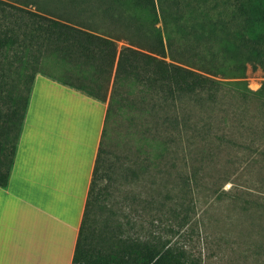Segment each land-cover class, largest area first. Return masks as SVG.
Instances as JSON below:
<instances>
[{
  "label": "crops",
  "instance_id": "crops-1",
  "mask_svg": "<svg viewBox=\"0 0 264 264\" xmlns=\"http://www.w3.org/2000/svg\"><path fill=\"white\" fill-rule=\"evenodd\" d=\"M115 44L104 100L34 74L6 185L0 186V264H70L78 238L115 244L94 239L83 226L98 146L113 128L133 132L148 146L163 134L171 140L170 132L212 139L210 131L226 129L219 126L226 123L223 109L244 105L248 112L249 104L255 114L245 117L248 128L264 125L263 73L213 76L139 45Z\"/></svg>",
  "mask_w": 264,
  "mask_h": 264
},
{
  "label": "rangeland",
  "instance_id": "rangeland-1",
  "mask_svg": "<svg viewBox=\"0 0 264 264\" xmlns=\"http://www.w3.org/2000/svg\"><path fill=\"white\" fill-rule=\"evenodd\" d=\"M113 3L119 19L105 28L120 41L146 43L149 8ZM204 6L214 14L229 4ZM42 68L64 72L57 62L45 60ZM245 73L259 77L263 70L246 65ZM240 106L222 110L226 123L219 126L226 129L210 131L212 139L170 132L171 140L163 134L148 146L133 132L109 131L98 146L83 219L90 235L114 242L102 246L114 255L133 251L163 264H264V125L249 129L244 119L255 107Z\"/></svg>",
  "mask_w": 264,
  "mask_h": 264
},
{
  "label": "trees",
  "instance_id": "trees-1",
  "mask_svg": "<svg viewBox=\"0 0 264 264\" xmlns=\"http://www.w3.org/2000/svg\"><path fill=\"white\" fill-rule=\"evenodd\" d=\"M122 1L152 14L146 43L125 39L129 44L213 76L242 77L246 65L264 74V0H228L214 14L205 0ZM114 10L113 0H0V186L36 72L105 99L120 39L105 28L119 19ZM45 60L57 62L63 74L43 69ZM70 264L163 263L133 251L114 255L78 238Z\"/></svg>",
  "mask_w": 264,
  "mask_h": 264
}]
</instances>
